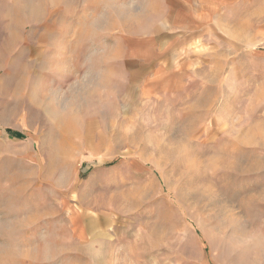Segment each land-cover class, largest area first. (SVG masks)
<instances>
[{"label":"rangeland","instance_id":"1","mask_svg":"<svg viewBox=\"0 0 264 264\" xmlns=\"http://www.w3.org/2000/svg\"><path fill=\"white\" fill-rule=\"evenodd\" d=\"M0 264H264V0H0Z\"/></svg>","mask_w":264,"mask_h":264},{"label":"trees","instance_id":"2","mask_svg":"<svg viewBox=\"0 0 264 264\" xmlns=\"http://www.w3.org/2000/svg\"><path fill=\"white\" fill-rule=\"evenodd\" d=\"M6 131H8V130H6Z\"/></svg>","mask_w":264,"mask_h":264}]
</instances>
